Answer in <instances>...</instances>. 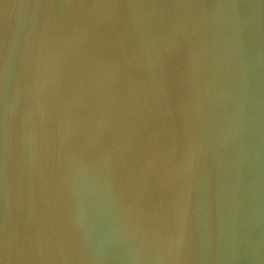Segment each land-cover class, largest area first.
Listing matches in <instances>:
<instances>
[{"label": "clouds", "instance_id": "clouds-1", "mask_svg": "<svg viewBox=\"0 0 264 264\" xmlns=\"http://www.w3.org/2000/svg\"><path fill=\"white\" fill-rule=\"evenodd\" d=\"M14 49L0 264L108 259L78 213L84 188L100 195L126 264L217 260L215 173L246 155L253 117L235 15L179 2L0 0L5 75Z\"/></svg>", "mask_w": 264, "mask_h": 264}, {"label": "water", "instance_id": "water-1", "mask_svg": "<svg viewBox=\"0 0 264 264\" xmlns=\"http://www.w3.org/2000/svg\"><path fill=\"white\" fill-rule=\"evenodd\" d=\"M21 4L44 0H18ZM208 5L213 11L232 12L239 27L244 86L253 113L245 128L246 155H228L215 173L218 259L211 264H264V0H127ZM17 49L5 75L0 58V232L3 230L4 118ZM78 213L86 236L108 259L97 264H126L113 255L111 225L100 195L84 188L78 194ZM199 228V207L193 212ZM234 232V236H233ZM231 252L232 256L228 254ZM198 264H209L201 259Z\"/></svg>", "mask_w": 264, "mask_h": 264}]
</instances>
